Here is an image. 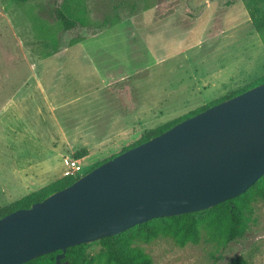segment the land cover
I'll use <instances>...</instances> for the list:
<instances>
[{
    "label": "rangeland",
    "instance_id": "1",
    "mask_svg": "<svg viewBox=\"0 0 264 264\" xmlns=\"http://www.w3.org/2000/svg\"><path fill=\"white\" fill-rule=\"evenodd\" d=\"M63 1L0 0V190L12 201L29 180L59 178L64 159L84 175L145 131L264 75L242 0H83L87 26L68 31L55 18ZM252 206L237 242L202 227L197 244L136 245L152 264H264V202ZM86 251L96 259L100 246Z\"/></svg>",
    "mask_w": 264,
    "mask_h": 264
},
{
    "label": "water",
    "instance_id": "2",
    "mask_svg": "<svg viewBox=\"0 0 264 264\" xmlns=\"http://www.w3.org/2000/svg\"><path fill=\"white\" fill-rule=\"evenodd\" d=\"M264 175V83L108 159L0 218V264H24L147 221L210 209Z\"/></svg>",
    "mask_w": 264,
    "mask_h": 264
},
{
    "label": "trees",
    "instance_id": "3",
    "mask_svg": "<svg viewBox=\"0 0 264 264\" xmlns=\"http://www.w3.org/2000/svg\"><path fill=\"white\" fill-rule=\"evenodd\" d=\"M13 1L21 3L25 0ZM242 1L248 12L252 24L251 27L261 36L264 48V0ZM82 3L83 0H64L55 9V18L62 30L68 31L75 27L87 26L88 19ZM263 83L264 75L252 80L249 84L230 95L222 97V99L209 103L185 116L154 129L145 131L134 144L125 150L161 134L182 120L196 115L222 100L241 94ZM83 152L86 151H81L79 157L84 156V154L82 155ZM119 153L112 155L108 159L115 157ZM108 159L94 166L97 167ZM78 178L61 177L42 188L30 192L9 205L0 207V218L17 209L29 208L33 203L42 201L50 194L69 186ZM258 201L264 202V175L243 194L226 200L210 209L173 217L153 219L136 225L118 235L94 241L92 244H80L70 247L66 250L64 260L68 261V264H152L150 256L136 245L137 242H148L156 238H171L180 247H183L188 242L197 244L200 240L198 237L199 230L202 227L208 230L210 238H212L214 233H217L219 238L224 240L225 244L237 242L244 237L247 230V222L254 212L252 205ZM94 244L100 246V252L96 259L90 257L86 251L88 247ZM57 253L59 252L49 253L24 264H53ZM223 264H247V261L241 257H233Z\"/></svg>",
    "mask_w": 264,
    "mask_h": 264
},
{
    "label": "crops",
    "instance_id": "4",
    "mask_svg": "<svg viewBox=\"0 0 264 264\" xmlns=\"http://www.w3.org/2000/svg\"><path fill=\"white\" fill-rule=\"evenodd\" d=\"M41 93V92H40ZM50 94V93H49ZM51 95V94H50ZM53 96V95H52ZM14 99V98H13ZM51 102H52V100H49V104H51ZM12 103V102H11ZM9 104V103H8ZM5 105H7V104H5ZM59 105V104H58ZM50 108L53 110L54 109V105H50ZM52 152V151H51ZM63 173V172H62ZM62 173H61V176L59 177V178H61L62 177ZM45 178H41V181L42 182H40V183H37V182H35V181H33V180H29L27 183H28V187L29 188H26L25 189V191L23 190V193H24V196H26L27 194H29L30 192H32V191H34V190H37V189H39V188H42V187H44V186H46L47 184H49V183H51V182H53V181H51V180H49V177H46V176H44ZM59 178H57V179H59ZM56 179V180H57ZM22 185H23V183H22ZM24 196H22V197H24ZM21 197V198H22ZM11 198H12V193H11V189L10 188H2L1 190H0V201L2 202V204L0 205V207H2V206H5V205H9L10 203H12V202H14V201H16V200H14V201H12L11 200ZM20 199V198H19ZM18 200V199H17Z\"/></svg>",
    "mask_w": 264,
    "mask_h": 264
},
{
    "label": "built area",
    "instance_id": "5",
    "mask_svg": "<svg viewBox=\"0 0 264 264\" xmlns=\"http://www.w3.org/2000/svg\"><path fill=\"white\" fill-rule=\"evenodd\" d=\"M64 164L66 165V170L63 176L78 178L82 175V167L79 165L78 160L74 159H64Z\"/></svg>",
    "mask_w": 264,
    "mask_h": 264
}]
</instances>
